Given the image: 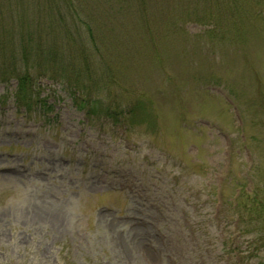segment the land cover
Masks as SVG:
<instances>
[{
  "label": "rangeland",
  "instance_id": "374dc122",
  "mask_svg": "<svg viewBox=\"0 0 264 264\" xmlns=\"http://www.w3.org/2000/svg\"><path fill=\"white\" fill-rule=\"evenodd\" d=\"M22 1L45 105L0 83V264H262L264 0ZM107 64L89 95L132 120L64 86Z\"/></svg>",
  "mask_w": 264,
  "mask_h": 264
},
{
  "label": "trees",
  "instance_id": "16d2710c",
  "mask_svg": "<svg viewBox=\"0 0 264 264\" xmlns=\"http://www.w3.org/2000/svg\"><path fill=\"white\" fill-rule=\"evenodd\" d=\"M13 1L14 0H0V83L7 82L10 78H15L16 86L13 93V100L18 107L23 108L26 112H30L42 101V99L38 98L39 86H35V79H31L29 67L31 58L41 54L39 51L42 50V42L40 41L41 36L39 38L27 36V39L24 40L23 36H20V32H10V25L16 23L22 25L24 22L26 25H29L28 23H30V21L26 22L23 17L26 15V6H22L23 1ZM226 1L230 2L231 0H221L222 3ZM232 5L233 7L230 6L229 12L235 15L236 12H239V0H232ZM3 7L9 8L8 11H5ZM46 7L47 8L42 9L44 10L42 16L43 20L48 18L50 14H59L58 10L55 12L51 7ZM70 10H72V8L69 9V11ZM89 30L91 31V28ZM3 37L6 40H4ZM8 41H10L11 45L9 50H6L3 44ZM18 62H21L22 67H16ZM59 70L63 74V69L60 68ZM64 71L67 70L65 69ZM110 71V66L107 64L102 66V71L100 73L85 72L87 76L78 73L75 75V78L65 83L64 86L68 93L76 99L78 107L89 109L92 105L100 104L101 113L106 116H112L116 120L120 117H123V119L131 117L133 119L138 110H136V108L140 105V102L130 103L125 107L127 110L126 113H123V111L120 112V110L115 109L113 105L104 103L105 107H103L101 102V100H103L101 91H98L94 96L89 95V90L91 89L89 81L93 82L92 80L94 79L95 81L93 83H112L111 76H109ZM93 75L97 76L93 78ZM105 86L106 85L102 86V89ZM111 87L112 86L108 88L109 91H111ZM247 200L246 203H240L241 221L243 222L245 218H248L250 222L257 221L260 223L262 231L258 239L262 244L257 242V245L262 246L264 250V195H260V193L249 195ZM262 264H264V260Z\"/></svg>",
  "mask_w": 264,
  "mask_h": 264
}]
</instances>
